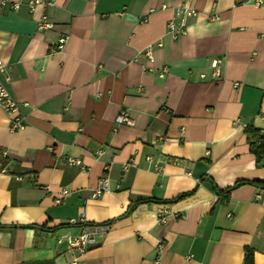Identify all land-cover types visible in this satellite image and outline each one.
<instances>
[{
	"label": "crops",
	"instance_id": "0c3cea01",
	"mask_svg": "<svg viewBox=\"0 0 264 264\" xmlns=\"http://www.w3.org/2000/svg\"><path fill=\"white\" fill-rule=\"evenodd\" d=\"M45 1L0 6L24 117L12 129L0 108V264H71L58 239L86 224L108 228L77 264H264V165L245 133L264 130V4L189 0L198 14L175 39L185 0ZM122 109L133 125L114 130Z\"/></svg>",
	"mask_w": 264,
	"mask_h": 264
},
{
	"label": "built area",
	"instance_id": "2783aa9c",
	"mask_svg": "<svg viewBox=\"0 0 264 264\" xmlns=\"http://www.w3.org/2000/svg\"><path fill=\"white\" fill-rule=\"evenodd\" d=\"M240 2L248 3L253 6H260L264 4V0H239ZM41 3H50V1L45 0H27V5L30 10H33L37 4ZM7 4V0H0V6ZM19 6V2H10V7L16 9ZM198 10L191 6L189 0H185L182 4L177 6L174 10V13L166 22L167 32L172 36V38H178L186 32L187 20L190 17L196 16ZM218 15L212 13L209 18L211 20L217 19ZM51 26V23L48 21L46 16H42L38 23L39 29L48 28ZM264 37V31L260 33ZM67 40L66 36H61L57 42V48H63ZM144 54L151 60L152 59V45H148L144 50ZM221 63L222 59L217 57L214 58L211 62V76L214 79H218L221 74ZM10 66L2 58H0V74L3 75L4 81H0V108L8 115L10 120V127L12 129L19 128L24 124V117L20 112L19 103L14 100L9 94L5 81H8ZM166 68L160 70L159 75L163 76L165 74ZM203 77L204 74L201 73ZM115 127L114 130L119 125H133V118L129 114L128 109H122L114 118ZM66 162L69 164H76L82 166L80 159L74 157H68ZM108 178L103 175L99 178L97 186L93 192V196L100 194L102 191L107 189ZM62 193H67L66 190H62ZM259 197V194L256 195ZM59 201V200H56ZM166 209L164 206H161L158 211L159 220H163ZM73 222V220H70ZM107 224H86L82 231L79 234H65L58 239V241L65 240L68 247L76 255L73 257L71 264H77L79 256L90 246L97 244L98 238L107 230ZM160 247V244H158Z\"/></svg>",
	"mask_w": 264,
	"mask_h": 264
},
{
	"label": "trees",
	"instance_id": "16d2710c",
	"mask_svg": "<svg viewBox=\"0 0 264 264\" xmlns=\"http://www.w3.org/2000/svg\"><path fill=\"white\" fill-rule=\"evenodd\" d=\"M245 133L247 134V137L249 138L250 150L255 157V162L257 164L261 163L262 165H264V130H261L260 128H257L249 124L245 127ZM240 183L241 182H237L235 183V185H238ZM260 183L264 185V182H260ZM231 188L232 187H228L224 191H220V192L216 191V193L220 194L222 199H225L227 197L226 194ZM130 208L131 207H129V209Z\"/></svg>",
	"mask_w": 264,
	"mask_h": 264
}]
</instances>
